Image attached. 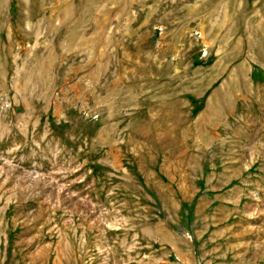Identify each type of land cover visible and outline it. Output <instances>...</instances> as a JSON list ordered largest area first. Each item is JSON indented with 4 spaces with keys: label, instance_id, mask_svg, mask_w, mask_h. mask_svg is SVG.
<instances>
[{
    "label": "rangeland",
    "instance_id": "1",
    "mask_svg": "<svg viewBox=\"0 0 264 264\" xmlns=\"http://www.w3.org/2000/svg\"><path fill=\"white\" fill-rule=\"evenodd\" d=\"M0 264H264V0H0Z\"/></svg>",
    "mask_w": 264,
    "mask_h": 264
}]
</instances>
